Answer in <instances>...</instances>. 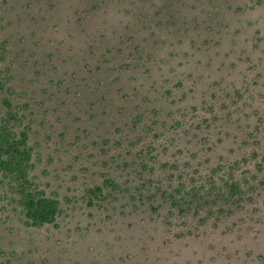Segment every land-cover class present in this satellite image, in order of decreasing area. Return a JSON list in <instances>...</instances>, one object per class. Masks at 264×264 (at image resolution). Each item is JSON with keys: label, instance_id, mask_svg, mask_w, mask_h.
<instances>
[{"label": "rangeland", "instance_id": "obj_1", "mask_svg": "<svg viewBox=\"0 0 264 264\" xmlns=\"http://www.w3.org/2000/svg\"><path fill=\"white\" fill-rule=\"evenodd\" d=\"M0 84V264H264V0H0Z\"/></svg>", "mask_w": 264, "mask_h": 264}, {"label": "trees", "instance_id": "obj_2", "mask_svg": "<svg viewBox=\"0 0 264 264\" xmlns=\"http://www.w3.org/2000/svg\"><path fill=\"white\" fill-rule=\"evenodd\" d=\"M3 85L0 84V89ZM5 105L10 111L8 114L14 116L16 124H21L20 115L14 110L13 104L9 99H5ZM3 118V117H2ZM5 119L7 118L4 117ZM4 118L0 121V170L15 174L16 193L19 196V204L21 205L24 220L26 224L34 226H42L54 222L58 213V201L54 197L47 196L43 191L40 193L32 187H27L24 178L25 164L30 158V148L27 144V132H23L20 136L13 133L7 128V122ZM242 191L239 186L232 184L229 192H222L225 197L231 191ZM225 194V195H224Z\"/></svg>", "mask_w": 264, "mask_h": 264}]
</instances>
